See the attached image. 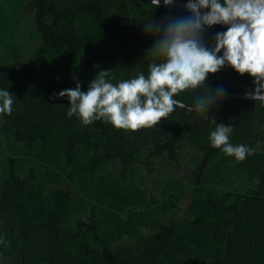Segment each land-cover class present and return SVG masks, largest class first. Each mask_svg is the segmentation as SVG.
Here are the masks:
<instances>
[{"label": "trees", "instance_id": "1", "mask_svg": "<svg viewBox=\"0 0 264 264\" xmlns=\"http://www.w3.org/2000/svg\"><path fill=\"white\" fill-rule=\"evenodd\" d=\"M176 14L187 13L146 0H0V89L14 100L12 114H0V264H264L262 102L177 107L131 132L84 125L67 115L66 96L51 98L75 88L73 76L82 91L101 70L114 85L147 76L160 60L143 25ZM223 30L207 29L206 43ZM206 84L255 87L230 66ZM203 93L174 99L195 104ZM219 123L254 153L237 163L211 147ZM155 162L163 177L150 181Z\"/></svg>", "mask_w": 264, "mask_h": 264}, {"label": "clouds", "instance_id": "2", "mask_svg": "<svg viewBox=\"0 0 264 264\" xmlns=\"http://www.w3.org/2000/svg\"><path fill=\"white\" fill-rule=\"evenodd\" d=\"M178 0H163L172 7ZM155 8L161 0H151ZM187 14L169 15L160 21L151 19L144 30L155 39L150 48L155 60L148 65V75L137 72L134 78L113 84L110 69L99 71L87 91L81 82L75 88L53 93L51 98L67 97V115H77L84 125L103 120L115 128L135 132L151 129L172 114L177 107L186 106L174 97L182 92L204 89L195 101V110L206 111L222 101L227 93L223 86L213 89L206 84L209 74L230 66L243 76L253 78L254 89L246 96L264 104V0H186ZM226 26L217 31L213 43L205 40L207 29ZM115 77L113 76L112 79ZM13 96L0 89V114L11 115ZM192 109L190 108L189 111ZM233 128L217 124L210 132V144L233 156L237 163L252 155L255 149L232 145Z\"/></svg>", "mask_w": 264, "mask_h": 264}, {"label": "rangeland", "instance_id": "3", "mask_svg": "<svg viewBox=\"0 0 264 264\" xmlns=\"http://www.w3.org/2000/svg\"><path fill=\"white\" fill-rule=\"evenodd\" d=\"M189 157L187 156V159L184 160L182 163H181V166L176 170V173L179 174L181 173L184 169H186L188 166H189ZM154 168L155 170H153L152 172H149V174L147 175L148 176V180H153L155 178H162L163 175V168L165 166H163L161 163L159 162H155L154 163ZM148 171L146 170V168H144V173H147ZM186 202H187V199H183L180 203V206H181V209L179 210V213L181 214L182 211L185 209V205H186Z\"/></svg>", "mask_w": 264, "mask_h": 264}, {"label": "water", "instance_id": "4", "mask_svg": "<svg viewBox=\"0 0 264 264\" xmlns=\"http://www.w3.org/2000/svg\"><path fill=\"white\" fill-rule=\"evenodd\" d=\"M146 1H149L151 2V0H146ZM186 2V0H178V2L172 6V7H167V6H164L163 4V0H161V6L165 7L168 11L169 10H172V9H179V10H184L183 8V4ZM223 26V25H222ZM226 27V26H225ZM233 97H240V98H249L246 96V92H227L226 93V96L225 98H233ZM224 98V99H225ZM180 101V100H179ZM182 102V101H181ZM186 107L185 109L188 110V112H193L195 110V104H188V103H185V102H182ZM192 109L191 111H189V109Z\"/></svg>", "mask_w": 264, "mask_h": 264}]
</instances>
